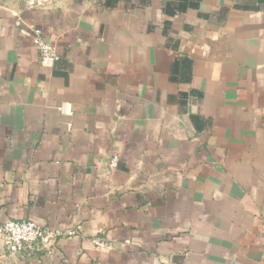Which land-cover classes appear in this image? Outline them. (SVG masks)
<instances>
[{
  "label": "crops",
  "instance_id": "1",
  "mask_svg": "<svg viewBox=\"0 0 264 264\" xmlns=\"http://www.w3.org/2000/svg\"><path fill=\"white\" fill-rule=\"evenodd\" d=\"M7 219L74 234L0 264H264V0H0Z\"/></svg>",
  "mask_w": 264,
  "mask_h": 264
},
{
  "label": "built area",
  "instance_id": "2",
  "mask_svg": "<svg viewBox=\"0 0 264 264\" xmlns=\"http://www.w3.org/2000/svg\"><path fill=\"white\" fill-rule=\"evenodd\" d=\"M31 33L32 44L37 49L41 61L57 60L59 58L55 46L44 38L40 28L32 27ZM117 163L118 156L113 155L110 158L109 166L115 168ZM73 234V231L63 232L41 226L31 219H7L0 222V238L3 249L10 254H20L38 244L49 246L58 237ZM96 243L100 246L110 247L100 240Z\"/></svg>",
  "mask_w": 264,
  "mask_h": 264
}]
</instances>
